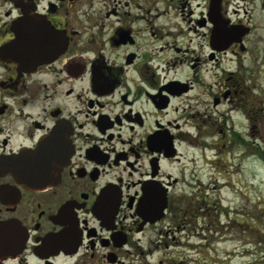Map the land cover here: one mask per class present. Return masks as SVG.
<instances>
[{"label":"flooded vegetation","instance_id":"1","mask_svg":"<svg viewBox=\"0 0 264 264\" xmlns=\"http://www.w3.org/2000/svg\"><path fill=\"white\" fill-rule=\"evenodd\" d=\"M258 6L0 0V264H174L209 216L184 145L208 161L224 104L253 118Z\"/></svg>","mask_w":264,"mask_h":264},{"label":"rangeland","instance_id":"2","mask_svg":"<svg viewBox=\"0 0 264 264\" xmlns=\"http://www.w3.org/2000/svg\"><path fill=\"white\" fill-rule=\"evenodd\" d=\"M253 23L256 34L263 35L253 55L249 54L255 57L254 71L243 70L252 74L246 81L253 88L247 94L255 97L254 106H250L253 118L241 108L229 109L230 105L224 104L214 135L206 133L210 142L223 147L207 150L208 161L200 159L202 149L184 145V188L190 196L204 195V211L207 209L209 216L205 224L202 217L195 219L188 235L177 233L186 244L170 248L174 264H264V64L260 67L264 61V10L259 6ZM245 58L242 62L250 65V58ZM237 63L224 56V78L228 70L238 68ZM213 72L221 76L219 70ZM219 126L223 127L220 133ZM205 129H212L210 121Z\"/></svg>","mask_w":264,"mask_h":264}]
</instances>
